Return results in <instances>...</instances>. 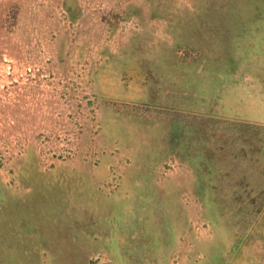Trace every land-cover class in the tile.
Listing matches in <instances>:
<instances>
[{"label": "rangeland", "instance_id": "obj_1", "mask_svg": "<svg viewBox=\"0 0 264 264\" xmlns=\"http://www.w3.org/2000/svg\"><path fill=\"white\" fill-rule=\"evenodd\" d=\"M0 264H264V0H0Z\"/></svg>", "mask_w": 264, "mask_h": 264}]
</instances>
